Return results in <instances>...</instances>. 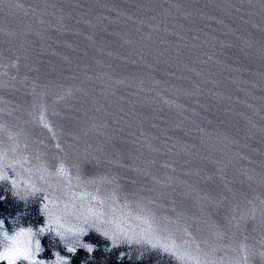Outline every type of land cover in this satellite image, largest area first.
I'll use <instances>...</instances> for the list:
<instances>
[{
    "label": "water",
    "instance_id": "1",
    "mask_svg": "<svg viewBox=\"0 0 264 264\" xmlns=\"http://www.w3.org/2000/svg\"><path fill=\"white\" fill-rule=\"evenodd\" d=\"M20 227L39 264H264V0H0Z\"/></svg>",
    "mask_w": 264,
    "mask_h": 264
},
{
    "label": "clouds",
    "instance_id": "2",
    "mask_svg": "<svg viewBox=\"0 0 264 264\" xmlns=\"http://www.w3.org/2000/svg\"><path fill=\"white\" fill-rule=\"evenodd\" d=\"M7 247L0 251V264H19L25 261L26 264H39L37 259L39 253L35 251L31 230L20 227L9 234L6 230L3 233ZM36 245L40 242L36 241Z\"/></svg>",
    "mask_w": 264,
    "mask_h": 264
}]
</instances>
